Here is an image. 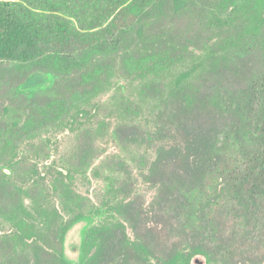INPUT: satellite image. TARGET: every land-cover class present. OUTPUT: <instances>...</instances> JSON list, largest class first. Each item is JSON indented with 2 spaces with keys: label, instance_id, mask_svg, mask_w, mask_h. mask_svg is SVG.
<instances>
[{
  "label": "rangeland",
  "instance_id": "374dc122",
  "mask_svg": "<svg viewBox=\"0 0 264 264\" xmlns=\"http://www.w3.org/2000/svg\"><path fill=\"white\" fill-rule=\"evenodd\" d=\"M191 2L176 17L162 7L144 44L153 35L206 41L196 16L205 6ZM259 17L250 8L236 23ZM222 55L193 49L162 78L131 76L114 57L117 74L101 93L16 145L7 137L33 103L82 82L42 72L40 86L8 83L0 264H264V192L239 193L234 184L247 179L264 124V29ZM221 129L228 139L214 168L198 167L196 148Z\"/></svg>",
  "mask_w": 264,
  "mask_h": 264
},
{
  "label": "trees",
  "instance_id": "16d2710c",
  "mask_svg": "<svg viewBox=\"0 0 264 264\" xmlns=\"http://www.w3.org/2000/svg\"><path fill=\"white\" fill-rule=\"evenodd\" d=\"M197 1L205 6L196 16L209 34L206 41H195L190 35L177 40L153 35L145 45L147 30L159 22L162 7L166 16L176 17L191 0H0V115L9 110L1 103L8 83L16 81L23 88L40 86L45 81L42 72L78 75L82 82V89L67 96L33 103L26 123L10 132L7 145L54 125L67 116L71 106L101 93L117 74L114 57L121 58L120 68L131 76L162 78L187 62L193 49L214 55L222 52L225 58L241 47L244 37L259 35L264 29V0ZM250 8L260 12L256 23L244 19ZM243 16L242 23H236ZM218 94L215 103L222 106ZM260 134L250 153V167L242 173L247 179L234 182L239 193L264 192V124ZM5 136L6 127L0 122V141ZM226 139L228 132L221 129L203 140L193 155L195 165L205 162L204 167H213ZM69 229L68 224L62 228V241Z\"/></svg>",
  "mask_w": 264,
  "mask_h": 264
}]
</instances>
